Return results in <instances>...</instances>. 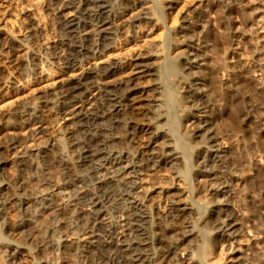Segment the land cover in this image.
I'll return each mask as SVG.
<instances>
[{"label": "bare ground", "instance_id": "obj_1", "mask_svg": "<svg viewBox=\"0 0 264 264\" xmlns=\"http://www.w3.org/2000/svg\"><path fill=\"white\" fill-rule=\"evenodd\" d=\"M243 1L205 0L201 6L219 8L217 15L231 31L234 26L231 15L237 14L242 23H247L252 16L248 10L259 9L258 6L245 7ZM148 3L153 4V0H79L77 3L73 0H49L57 34L47 50L43 49L35 26L30 27L24 40L8 36L0 28V95L12 91L15 86L12 72L20 73L23 62L28 65L29 75L37 78L43 70V57L62 70H72L83 60L106 51L113 42H119L127 34L128 23L151 19V10L145 6ZM67 9L74 11L73 16H65L63 11ZM136 9V14L128 19L127 13ZM194 14L195 20L168 32L167 39L171 41L181 33H194L195 28H200L197 23L201 19V10ZM194 35V38H184L182 54L166 65L167 71L176 74L173 82L182 90L181 100L188 103L189 108L205 113L197 118L188 138L178 141L169 129L164 128L168 118L162 97L163 77L159 66L151 63L149 57L132 62L109 61L95 69L88 66L76 76L56 83L50 90L39 91L36 108L29 110L26 103H22L0 112V133L7 124L11 129L35 125L34 136L45 135L47 119L70 116L68 122L61 126L58 137L47 135L40 144L37 143L34 150L43 164L38 178L25 177L31 166L28 151L19 150L15 159H8V151L19 145L16 138L5 139L6 143L0 144V169L11 162L16 171L0 185L1 239L9 240L14 232L28 225V208L34 204L43 210L53 209L50 228L58 234L56 237L62 253L69 255V250H76L74 256L79 257L82 264H184L189 259L200 264L202 258H196L193 245L199 255H204L205 251H202V243L198 245L195 242L233 239L242 235L243 225H238V214L229 206L227 198L230 194L225 189L236 175L218 168L231 166L232 162L211 128L215 114L209 105L210 92H203L197 87L205 86L214 79L217 70L199 69V75L191 72L200 66L198 59L202 56V39L198 34ZM24 47L27 51L20 57L19 51ZM261 48H264V34ZM252 56L256 62L254 67L261 69L256 61L258 53ZM161 57L166 58L164 55ZM126 69L129 72L124 74ZM229 77L237 92L235 96L244 88L251 91L249 95L240 96L244 99V108L238 113L245 118H259L257 131L264 148L262 92L242 69H235ZM89 94L91 97H87ZM233 98V95L213 92V99L220 101L222 106L232 103ZM250 100L252 103H249ZM191 116L196 114L190 111L183 118L188 120ZM236 118L237 115H233V119ZM231 123L234 127L235 123ZM196 139L197 143L193 145ZM56 140L61 141L64 150H60ZM179 145L194 151L193 170L214 179L216 185L221 186L220 192H224L225 196L224 200L217 199L218 209L200 213L192 203L185 201L184 193L175 188L168 191L167 206L163 212L149 205L154 188L147 182L145 171L169 165L174 168L175 177L182 179L176 164L179 160L185 163V152L180 150ZM216 161L219 163L216 164ZM256 181L259 184L255 186L260 187L258 199L251 201L249 197V203L245 204L247 199L243 194V204L244 207L254 204L256 208L252 210V215L264 219V173ZM106 205L110 206L109 209L111 206L116 210L121 208V216L114 222L106 217ZM10 210L17 213V221H5V214ZM108 213L111 211L108 210ZM194 215L209 227L208 232L198 228V219H194L196 225L193 224ZM70 236L74 239H69ZM27 239L34 245L32 249L13 245L12 242L5 243V254L0 256V263L45 264L41 253L47 239L32 234H28ZM24 255L27 258L23 259ZM68 255L66 258H69Z\"/></svg>", "mask_w": 264, "mask_h": 264}, {"label": "rangeland", "instance_id": "obj_2", "mask_svg": "<svg viewBox=\"0 0 264 264\" xmlns=\"http://www.w3.org/2000/svg\"><path fill=\"white\" fill-rule=\"evenodd\" d=\"M59 1L68 2L70 0ZM73 1L77 3L79 0ZM224 2L226 3V1ZM48 3L49 0H0V28L8 36L24 40L29 33L30 27L35 26L38 29L43 49H49L48 47L53 45L56 39L57 29L52 21L53 12L49 9ZM203 3H205V0H153V4L148 3L145 5L151 10L150 20H141L132 24L128 23L126 37L124 36L119 42H113L111 47L106 51L83 60L82 64L72 70H62L59 65L50 64L47 61V57H43V70L41 75L36 78L29 75L28 65L26 62H23L20 73L12 72V75L15 77V86L12 91L0 95V112L9 110L22 103H26L29 110L36 108L39 104V101L36 99L39 91L50 90L56 83L76 76L88 66H92L95 69L109 61L128 60V62H132L138 58L149 57L151 63H154L156 67L159 66L160 74L163 77L164 94L162 97L165 113L168 118L166 121L163 120V122L165 121L164 128L169 129L170 134H174L175 139L178 141L188 138V134L193 132L197 118H201L205 113L189 108L188 103H184L181 100L182 90L178 89V84L173 82L176 79V74L167 71L166 65L173 58L182 54V49L185 47L182 44L186 41L184 38H194V34H198L202 39L200 44V54L202 56L198 59L200 66L193 68L191 72L199 75V69L215 68L217 70V75L214 79L209 80V83L205 86L199 85L197 87L198 90L203 92H210L209 105L213 108L215 114V118L211 122V128L218 136L221 148L226 150L225 155L230 163L232 162L229 164L231 166H218V168L221 171L234 172L236 175L232 183L225 189L230 194L227 202L231 208L236 210L238 225L240 223L243 225V233L233 239L224 238L215 241H197L195 242L196 244H203H201L202 251L204 250L205 252L203 251L204 255H199V251L196 250L197 247L193 245V248H195L194 252L196 251V258H202V263L200 264H264V219L252 215V210L256 208L254 204L252 205L253 208L252 206L244 207L243 204L245 194L248 200L244 202L245 204L246 202L249 203V197L251 201L258 199L259 196L257 194H259L260 187H257L259 181L256 180H260L264 173V148L261 145L262 139L259 138L257 131L259 118L257 116L245 118L239 115L238 111L244 108L243 97L246 94L249 95L251 91L249 88H244L239 90V94L235 96L237 93L236 89H234L235 86L229 81L230 73L235 69H242L251 77L253 84L260 88L264 97V48L260 49L264 34V0H244L242 4L245 7L258 6L259 9L248 10L252 16L247 23H242L237 14L231 15L230 20L234 24L231 31L223 25V21L218 16L220 9H214L211 6L203 7L201 6ZM197 10H201V19L197 23L200 28H195L194 33L191 31L181 33L177 37L175 36L171 40L172 42L168 40V32L195 20L193 16ZM136 12L137 9L129 11L126 17L129 19ZM63 13L65 16L71 17L74 11L67 9ZM31 23L32 25H30ZM172 43H178L179 45L173 46ZM25 51H27L25 47L21 48L19 51L20 57L25 55ZM256 52L258 53L256 61L262 67L259 69L260 71L257 70V67H254L256 62H254L252 55L256 54ZM161 55L166 56V58L163 59ZM128 72L129 69H126L124 74ZM98 82L96 81L97 84L100 83ZM214 91L226 93L228 96L233 95V102L222 106L220 101L213 99ZM87 97H91V95L89 94ZM249 103H252V100ZM190 111L195 113L196 116L188 117V120H185L183 115L190 113ZM233 115H237L235 120L233 119ZM69 117L64 115L63 118L51 117L47 119L44 124L46 129L45 135L35 134L34 136L32 133L36 131L35 125H28L18 129H11L8 127V124L5 125L0 133V144L4 145L9 138H16L19 141L18 146L8 151V159L10 161L11 159H15L19 150L22 151V149L31 154V158H29L31 166L26 171L25 177L38 178L43 169V164L39 156L37 158L36 150H34L38 146L37 143L40 144L47 135H56L58 137L61 126L68 122ZM231 122L235 123L234 127H232ZM197 140H195L196 142L193 141L192 144H196ZM56 142L60 145V150H64L61 141L56 140ZM178 147L185 152L183 158L185 163L179 160L176 164V168L182 179L175 177L174 168L169 165L145 171L147 182L149 181L148 183L154 188V191L150 194L149 205L155 206L160 213L161 211L163 212L167 206L168 191L176 189L182 194L184 193L183 197L185 201L190 204L192 203L200 213L207 209H218L217 204H219L220 200H224L225 196L224 192H220L221 186L216 185L214 179L205 177L198 171L193 170L194 151L192 149L180 145ZM215 163L218 164L219 162L216 161ZM3 168L0 169V174H2L0 176V185L16 172L15 166L11 162ZM53 168L55 169V167ZM90 183L89 188L91 189ZM109 207L108 205L104 207L106 217H109L110 219H107H112L113 221L111 220V222H114L121 216V208H118L117 210L119 211L116 212V208L111 206L109 209ZM108 210L111 213H108ZM52 212L53 209L43 210L37 204L30 205L28 208V213L30 214H28V217H30L28 225L24 229L14 232L13 235L8 237L9 240L0 238V256L5 254L4 244L8 242L32 249L34 245L30 244L27 239L28 234H32L48 241L41 253V259L45 264H65V262L66 264H82V260L74 256V251L77 253L76 250H69V255L62 253L58 245V238L56 237L58 234L53 233L50 228L52 225ZM198 217L195 216L193 218V224L196 225L198 219V228L207 231L209 227L199 221ZM16 219L17 213L13 210L5 214V221H17ZM2 222L3 220L0 218V226ZM0 235L2 234L0 233ZM69 239H74V237L70 236ZM1 242L3 243L1 244ZM191 243H194V241ZM204 245H206V249H204ZM67 255L69 258H66ZM22 258L25 259L27 257L24 255ZM184 264H199V262L189 259Z\"/></svg>", "mask_w": 264, "mask_h": 264}]
</instances>
